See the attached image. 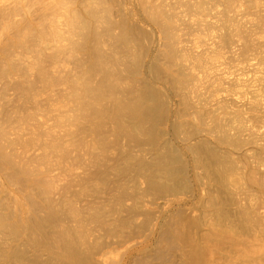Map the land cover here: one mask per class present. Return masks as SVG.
<instances>
[{
	"label": "bare ground",
	"instance_id": "1",
	"mask_svg": "<svg viewBox=\"0 0 264 264\" xmlns=\"http://www.w3.org/2000/svg\"><path fill=\"white\" fill-rule=\"evenodd\" d=\"M263 34L264 0H0V264H264ZM52 82L84 84L63 133L40 124ZM111 122L153 144L72 190L20 176L28 146L47 173L104 162Z\"/></svg>",
	"mask_w": 264,
	"mask_h": 264
},
{
	"label": "rangeland",
	"instance_id": "2",
	"mask_svg": "<svg viewBox=\"0 0 264 264\" xmlns=\"http://www.w3.org/2000/svg\"><path fill=\"white\" fill-rule=\"evenodd\" d=\"M246 20H248V22H255V20L252 18V16H248V19H246ZM199 40L203 44L209 42L207 40V38L199 39ZM134 78L139 79L140 75H136ZM82 84H83V82H81V83L80 82H77V83L52 82V83L48 84V87H46L42 90L41 95L38 96V99L40 101H42L43 103L47 102V103L52 104L51 108L54 109V111L48 112V114L46 116L45 115H39L40 124L42 126L46 127V130H48V132H46V133H52V131L53 132H60V133L64 132V130L66 129V126L64 123L58 121V118L60 117L59 115L68 113V115H70L69 119H71V117L73 116V111H71V109H70V106H72L71 105L72 103H68V101L66 100L67 98L64 97V95H63L64 89L70 88V87H82L84 85V84L83 85ZM128 84L130 86H133L132 81H130ZM39 85H41V83H39ZM69 91H70V89H69ZM9 93H12V90H10ZM116 97H117V95L114 96L111 94L107 98V102H102L103 104H107V105L111 106L112 109L110 112L112 114L114 112V107H115L113 105V98L116 101ZM19 100L21 101V99H19ZM128 112H129V115L132 113L131 110ZM76 115H77V112L75 113V116ZM111 125H112V130L108 134V137H107V142H108L107 148L109 150L107 152L108 157L105 159L104 162H101L100 164H98L99 159L101 157H99L97 155H94L92 157L90 155L88 156L87 154H85L84 155L85 159H84V162L82 164L72 166V165H68L66 163H63L62 164L63 167L54 166L53 170H50L51 172L47 173L46 167L48 165H47V163L43 164V160H42V155L44 152V149L42 148V146H28V147L24 148L26 150V155L28 156V158H33L34 156H37L38 158H41V161H40L39 165H36L35 163H32L31 165H29L30 167L34 168V169H32L33 171H35L34 174L27 177V176H25V174L22 173L20 176L25 177L26 179H28L29 181H32L33 183H37V180L41 179V182L37 183L39 187H44V180L45 179H50V176H51V178L56 176V177H59L60 179H62V182L64 183V187H68L72 190L73 187H71V185L69 186L68 183H66V182H68L69 180L72 181L75 174H82V173L90 170L91 173L95 174L96 176H101L105 172V169H106L101 164L105 163L106 161L108 162L110 167L115 166V169L113 171L116 172V170H121L122 168H124L127 165V163L124 162V159L126 158L125 153H126V149L128 148V145H130L134 148L138 147V145H140L141 147L147 148L153 144V140H151L146 135L138 137L136 135V132L133 130L131 124H127L121 130H119V128L116 127L117 124L111 122ZM9 137L13 138L14 135L10 134ZM44 138H46V136ZM88 138H90V137H88ZM19 151H21V149H19ZM33 154H36V155H33ZM113 157L117 159L115 162L113 161L114 159H111ZM63 161H61V162H63ZM44 165H45V167H44ZM49 167H50V164H49ZM110 169L111 168H109L108 170H110ZM6 170L8 172H12L13 171L12 166L7 164ZM94 180H95V178H94ZM97 181L96 182H97L98 186L100 187V185H101L99 183L100 181L98 179H97ZM150 186H154V185L150 184ZM27 188H28V185H26L21 192H17L16 190H14L13 186L11 185V186H9V192L7 193L6 198L14 200L15 195H18V196L26 195L27 193H29V190ZM35 191H37V189H35ZM54 191H56V190H54ZM85 193H87V192H85ZM152 193H154L155 195L160 194V193L156 192L155 188L151 189V194ZM4 194H5V191H0V199L3 200ZM162 194L166 197V199H172L174 197H177V195L176 196L168 195V193H166V192H164ZM101 195L104 196L105 194L103 193ZM152 196L154 197L153 194H152ZM36 199H38V198H36ZM23 201H26V200L23 199ZM162 201H163V198H158L156 203L162 205ZM14 206H16V205L14 204ZM2 212H7V210L2 209ZM8 221L9 220H7V218L6 219L0 218V228L4 224H6ZM9 233L12 234L11 235L12 239H14L15 237H19L18 239H20L21 237H25L24 233H22L19 236V233L17 231H15V233H13L11 230L6 232L7 237L9 235ZM3 237L6 238L5 235ZM7 242H10V240L7 239ZM16 243H17L16 241H11L10 246H12ZM0 246L1 247L5 246V243L0 241Z\"/></svg>",
	"mask_w": 264,
	"mask_h": 264
}]
</instances>
